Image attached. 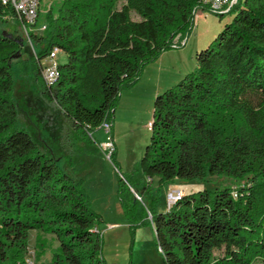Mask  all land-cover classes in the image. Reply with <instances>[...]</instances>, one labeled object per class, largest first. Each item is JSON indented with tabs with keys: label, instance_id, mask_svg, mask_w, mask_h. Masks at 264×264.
Returning a JSON list of instances; mask_svg holds the SVG:
<instances>
[{
	"label": "trees",
	"instance_id": "trees-1",
	"mask_svg": "<svg viewBox=\"0 0 264 264\" xmlns=\"http://www.w3.org/2000/svg\"><path fill=\"white\" fill-rule=\"evenodd\" d=\"M53 8L46 30L38 31L40 8L30 41L25 36L33 53L25 40L0 33V264H27L32 232L36 264L47 253L45 235L59 247L44 264H107L102 217L83 180L20 121L15 69L57 106L74 134L105 123L112 130L123 88L189 35L197 11L208 8L203 0H62ZM230 13L233 21L196 53V71L157 96L139 182L120 179L131 228L151 225L165 264H264V0H239ZM10 21L23 31L13 7L0 2V23ZM55 48L67 61L49 86L43 61ZM207 175L230 185L182 194L166 212L142 203L156 180Z\"/></svg>",
	"mask_w": 264,
	"mask_h": 264
},
{
	"label": "rangeland",
	"instance_id": "rangeland-1",
	"mask_svg": "<svg viewBox=\"0 0 264 264\" xmlns=\"http://www.w3.org/2000/svg\"><path fill=\"white\" fill-rule=\"evenodd\" d=\"M61 1L41 0L39 26L45 22V14L49 8L52 6L56 10ZM234 16L231 13L220 17L209 10H198L189 35L182 39L178 37L174 47L144 67L137 82L123 88L110 133L98 129L91 134H74L57 106L43 100L22 70L15 69L18 80L14 97L20 121L31 130L45 150L51 151L55 157H64L70 173L83 180L84 192L92 211L102 217L99 228L102 231V256L107 264H165L156 247V237L151 225L131 228L119 198L120 179L130 186L128 182L133 184L141 178L140 164L151 142L149 125L153 119V106L157 96L178 85L197 69L196 52L190 55L191 44L183 45L184 41L194 37L204 44L199 51L205 50L225 26L233 21ZM0 33L25 40L33 53V46L27 42L17 21L0 23ZM57 61L64 64L67 61L66 55L60 52ZM43 62L47 64V61ZM76 137L78 139L74 140ZM108 140L113 142L116 151L113 161L102 150H105L104 145ZM230 182L210 175L200 180H177L166 184L156 180L152 197L144 196L142 203L156 207L159 212H166L170 194L182 191L184 196H188L215 191L222 185L229 186ZM136 198L140 201L137 195ZM111 224L118 226L110 228ZM135 231L137 234L134 236ZM44 238L47 241V253L39 264L50 263L52 251L59 247L58 241L51 235H45ZM36 240L37 233H30L27 264H36Z\"/></svg>",
	"mask_w": 264,
	"mask_h": 264
},
{
	"label": "built area",
	"instance_id": "built-area-1",
	"mask_svg": "<svg viewBox=\"0 0 264 264\" xmlns=\"http://www.w3.org/2000/svg\"><path fill=\"white\" fill-rule=\"evenodd\" d=\"M239 0H203L204 6L208 10L218 16H224L230 13L231 9L237 5ZM5 6H11L16 11L22 24V29L25 36L29 40V33L32 31V27L36 25L39 13H40V0H0ZM46 30V25H41L38 31L43 32ZM30 41V40H29ZM61 51L58 48L53 49L50 55L44 60L47 64H43L42 75L44 81L53 86L59 78V62L57 61L58 54ZM44 63V62H43ZM151 127V124L149 125ZM102 130L106 133L111 132V125L105 123L102 126ZM105 150H102L107 154V158L111 159L112 153L115 150L113 142L108 140L104 145ZM182 193L170 194L168 197L167 210L171 209L178 201L182 199Z\"/></svg>",
	"mask_w": 264,
	"mask_h": 264
},
{
	"label": "crops",
	"instance_id": "crops-1",
	"mask_svg": "<svg viewBox=\"0 0 264 264\" xmlns=\"http://www.w3.org/2000/svg\"><path fill=\"white\" fill-rule=\"evenodd\" d=\"M228 14H231V13H228ZM227 15V14H226ZM225 16V15H224ZM223 17V16H222ZM42 24H44V23H42ZM184 40V39H183ZM188 42V43H187ZM187 42L186 41H184V43H183V45H186L187 44V46H188V44H191V47H190V55H193V53L194 52H198L199 51V48L200 47H202L204 44H201V42L198 40V39H196V38H194V37H191V38H189L188 40H187ZM183 73V72H182ZM181 75H183V74H181ZM179 192H181L182 194H183V192L182 191H179ZM116 226H118V224H111L110 225V228H114V227H116ZM99 231H100V233H101V237H102V231H101V229L99 228ZM137 234V232L135 231V233H134V236ZM104 236H105V234H104ZM104 258V257H103ZM105 259V258H104Z\"/></svg>",
	"mask_w": 264,
	"mask_h": 264
}]
</instances>
